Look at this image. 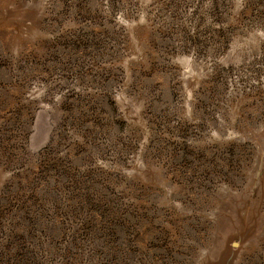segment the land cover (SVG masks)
I'll use <instances>...</instances> for the list:
<instances>
[{
  "label": "rangeland",
  "instance_id": "1",
  "mask_svg": "<svg viewBox=\"0 0 264 264\" xmlns=\"http://www.w3.org/2000/svg\"><path fill=\"white\" fill-rule=\"evenodd\" d=\"M0 264H264V0H0Z\"/></svg>",
  "mask_w": 264,
  "mask_h": 264
}]
</instances>
